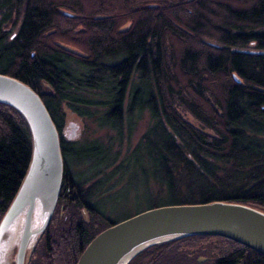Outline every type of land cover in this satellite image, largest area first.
<instances>
[{
	"label": "trees",
	"instance_id": "1",
	"mask_svg": "<svg viewBox=\"0 0 264 264\" xmlns=\"http://www.w3.org/2000/svg\"><path fill=\"white\" fill-rule=\"evenodd\" d=\"M0 73L41 95L65 161L58 206L31 264H76L102 230L163 204L230 200L264 210V0H0ZM91 105L118 128L126 107L133 117L148 110L153 125L142 140L159 137L162 171L153 180L167 184V195L118 220L91 201L108 190L101 169L86 189L85 173L69 169L101 157L83 154L79 131H66V109L81 117ZM31 152L25 119L0 103L1 214ZM129 264H264V255L227 237L193 235L152 246Z\"/></svg>",
	"mask_w": 264,
	"mask_h": 264
},
{
	"label": "water",
	"instance_id": "2",
	"mask_svg": "<svg viewBox=\"0 0 264 264\" xmlns=\"http://www.w3.org/2000/svg\"><path fill=\"white\" fill-rule=\"evenodd\" d=\"M0 103L22 115L32 139L27 171L0 220V264H29L60 198L64 155L56 123L28 83L0 73ZM81 213L89 222L88 210L82 208ZM193 235L227 237L264 255V210L230 200L146 208L98 233L76 264H129L152 246Z\"/></svg>",
	"mask_w": 264,
	"mask_h": 264
},
{
	"label": "rangeland",
	"instance_id": "3",
	"mask_svg": "<svg viewBox=\"0 0 264 264\" xmlns=\"http://www.w3.org/2000/svg\"><path fill=\"white\" fill-rule=\"evenodd\" d=\"M16 29L15 27L10 30L9 37ZM89 96L99 98L98 91H91ZM88 107L91 113L81 117L69 110L70 108L66 109L69 120L66 131L70 132L71 129L76 133L79 131L78 140L81 143L77 147L84 150L83 154L101 157L98 164L90 161L70 162L69 169L76 174L81 171L85 173L86 179L84 178L83 183L85 189L94 185L97 180L91 178V174L101 169L99 178H103L108 190L102 193L96 192L92 195L91 201H98L97 205L100 210L105 211L106 219L124 218L148 205L153 196L160 199L165 197L167 184L164 181L159 183L153 180L154 174L160 175L162 171L159 162L161 156L153 144L159 137H154L151 141L142 140L153 125L149 111L137 110L133 117V112H128L126 107L122 124L118 128L114 127L113 123L119 122L112 120L108 113L105 116L102 106ZM181 115L194 126L199 127V123L191 114L181 111ZM153 155L158 158V161L152 158ZM105 162L109 164H104ZM87 178L91 180L88 181ZM2 215L0 213V219ZM94 218L96 219V215Z\"/></svg>",
	"mask_w": 264,
	"mask_h": 264
},
{
	"label": "flooded vegetation",
	"instance_id": "4",
	"mask_svg": "<svg viewBox=\"0 0 264 264\" xmlns=\"http://www.w3.org/2000/svg\"><path fill=\"white\" fill-rule=\"evenodd\" d=\"M89 210V209H88ZM5 213V212H4ZM3 213V214H4ZM90 213V212H89ZM3 216V215H2ZM2 218V217H1ZM1 220V219H0ZM44 236V235H43ZM42 239V238H41ZM41 241V240H40ZM40 243V242H39ZM37 249V248H36ZM36 249H35V251L33 252V254H32V256H31V259H30V261H29V264H31V262L33 261V259H34V257H35V255H36Z\"/></svg>",
	"mask_w": 264,
	"mask_h": 264
},
{
	"label": "bare ground",
	"instance_id": "5",
	"mask_svg": "<svg viewBox=\"0 0 264 264\" xmlns=\"http://www.w3.org/2000/svg\"><path fill=\"white\" fill-rule=\"evenodd\" d=\"M57 206H58V204H57ZM56 209H57V207H56ZM56 209H55V212H56ZM55 212H54V214H55ZM54 216V215H53Z\"/></svg>",
	"mask_w": 264,
	"mask_h": 264
}]
</instances>
